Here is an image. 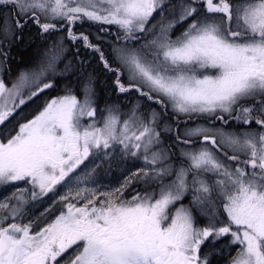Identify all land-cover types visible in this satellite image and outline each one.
<instances>
[{"label":"snow or ice","instance_id":"obj_1","mask_svg":"<svg viewBox=\"0 0 264 264\" xmlns=\"http://www.w3.org/2000/svg\"><path fill=\"white\" fill-rule=\"evenodd\" d=\"M166 6V0H0V73L29 25L41 36L67 32L11 81L0 74V188L17 185L0 199V264H212L214 254L222 255L216 242L227 236L228 264H264V0H180L171 6L179 7V18L161 21L157 33L158 25L148 24ZM86 21L116 26L109 53L75 31ZM180 23L187 27L173 40L169 33ZM99 33L111 35L103 27ZM147 33L153 38L140 43ZM67 41L98 53L119 93L134 90L160 110L141 111L140 103L124 113L119 105L98 109L89 76L79 91L65 84L18 129L6 127L72 70L71 62L59 67ZM253 120L260 130L227 129ZM164 134L174 143L165 147ZM129 158L144 166L103 199L80 186L101 165ZM86 161L96 167L80 176ZM73 178L75 189L57 199L58 186ZM49 194L40 217L17 222L30 200Z\"/></svg>","mask_w":264,"mask_h":264},{"label":"trees","instance_id":"obj_2","mask_svg":"<svg viewBox=\"0 0 264 264\" xmlns=\"http://www.w3.org/2000/svg\"><path fill=\"white\" fill-rule=\"evenodd\" d=\"M166 2L169 4V6L164 13L166 14L164 17L172 15L175 12L173 11V8L171 6L179 5L180 0H166ZM178 8L179 7H176L177 10ZM156 17L159 21H156L155 18L153 21H151L149 28H151L154 24L158 25V28L159 23L163 19L165 20L163 24L173 19L171 17H159L158 15H156ZM102 27L108 28L111 32V35H109L108 33H99V29ZM159 30L160 28L157 29V31ZM75 31H84L90 36V39L93 43H100L101 47L104 49L106 54L110 51L109 44L117 42L115 35L117 32V28L113 25L93 24L91 22L86 21L83 25L77 23L75 25ZM98 33L102 37H104L103 42L97 41L96 36ZM141 35L145 36L146 34ZM61 36H67L66 29H58L57 31L51 34L41 36L39 35L37 28L33 25H29L28 28H25L23 41L16 43L12 47L9 62L7 65L4 66L3 72L1 73L6 83L14 79L19 70L31 65L33 60L35 59L36 53L39 50H42L47 44L58 40ZM146 38H148V40H151L153 38L152 34L147 35ZM66 47L68 48L66 58L63 63L60 64L59 67L60 69H63L65 64L71 62L73 68L69 72V74L65 78L60 79L56 90H47L44 94L34 99L31 103L22 107V109L19 110L16 114H14L10 121L6 123V127L11 128L13 125L17 127L19 122L22 121V117H24L25 119L28 117L31 118L33 115L36 114L37 109L43 106L46 99H50L52 96L61 94L59 90L63 88L65 84H69L77 91H79V84L86 80L89 76H91L94 80L98 109H103L106 104L119 105L121 112H128L131 105L140 103L142 105L141 111H148L149 105L151 107L156 108L158 111L160 110L159 105L148 102L146 98H140L139 94L136 93L134 90L128 93H119L118 89L114 84V75L104 69L103 64L99 61V54L93 53L90 49L84 48L82 41L76 45H74L71 41H67ZM81 61H83V63H81ZM126 77L127 76L122 77V81L125 83H127ZM169 112H171V108H169ZM99 117L100 112L98 111L97 118ZM162 140L164 146L167 147L168 145L174 143V135L169 136L168 134H164L162 136ZM177 148L179 147L173 148V151H176ZM178 155L180 156V154L178 153L175 157H173V163L176 161L177 165H179L181 159L180 157H178ZM185 201L187 202L189 200L186 199Z\"/></svg>","mask_w":264,"mask_h":264},{"label":"rangeland","instance_id":"obj_3","mask_svg":"<svg viewBox=\"0 0 264 264\" xmlns=\"http://www.w3.org/2000/svg\"><path fill=\"white\" fill-rule=\"evenodd\" d=\"M167 5L169 6L168 3H167ZM168 6L165 7L164 13L168 9ZM156 15L161 17V14L159 12L155 13L153 15L154 18H152L148 24V28H149V25L151 24V21H153L155 18H156V21H159V20H157ZM165 15L166 14H164L162 17H164ZM167 17H171V18L175 17L176 19H178L179 18V8H178V10L176 9L172 15L166 16L164 18H167ZM158 19H161V18H158ZM162 21L164 23L165 20L163 19ZM166 21H169V20H166ZM167 24H168V22L165 23L164 25H167ZM113 26H115V25H113ZM186 27H187V23L177 24L176 27L174 29H172V31L169 33L170 38L173 40L176 39V37H178L183 32L184 28H186ZM157 29H155V30L158 33L159 31H157ZM149 34H151V33H147L145 36L140 34L141 35L140 43H143L146 40H148V38H146V36ZM126 79H127V77H126ZM120 112H121V110H120ZM121 113H124V111ZM22 118H23V119H21L22 121L19 123L26 122L27 119H31L32 117L31 118L28 117L26 119L24 117H22ZM85 119H87V118H85ZM189 123L191 124V122H189ZM18 125L16 127L17 129H18ZM175 152H176V154H178V153L180 154V149L177 148V150ZM178 157H180V156L178 155ZM96 163L99 164V161H97ZM174 163H175V165H177L176 161ZM86 164H87V169H85L84 166H81V170L77 173L78 175L83 176L85 171H87L88 169L96 167L94 164L89 163L87 161H86ZM138 166L139 167L144 166L142 159L133 160L132 158H129L126 162H120V163L113 161L111 166H109L108 164H103L100 167L96 168L95 173L91 177L87 178L86 184H81L80 186L81 187H87L88 189H95L96 190V199H97V201H99V200L103 199V197L100 195L101 193L108 192V191H111V190L119 187L123 183L125 176L129 175L130 171L135 170V168H138ZM123 167L126 169H124ZM16 186L17 185H9V186L0 188V199H3L5 196H8L13 191H15ZM19 186L23 187L24 185L21 183V184H19ZM68 187H72L73 189H75V178H73V180L71 182H69L68 185H65L64 187L58 186L59 192H58L56 198L58 199L59 195H64L67 192ZM143 187L144 186L141 184V191L143 190ZM137 190H139V189L137 188L135 191H137ZM135 191H132L129 194H127L125 196V198L130 199L131 195L135 194ZM51 196H52V194H49L48 197H42L37 201H31L30 200L29 204L25 206L26 207L25 218L22 221H17V222L27 223L28 217H32V218L40 217L41 212H43L44 209L50 205ZM186 199H188L190 201L191 200V194H189ZM189 201H187V202L184 201V203L187 204ZM73 202H75V201H73ZM82 203H83V201H81V204ZM57 207L61 208V207H63V205L59 204V205H57ZM64 210L66 211V209H64ZM220 211L221 212L223 211L222 207H221ZM58 214H59V212L57 211L55 213V215H58ZM51 219H54V215L51 217ZM9 222H11V221H9ZM49 222H50V220H49ZM205 222H206L205 218L201 217L200 218V226L202 227L203 226L202 223H205ZM41 226H43V224H41ZM36 230H39V229L37 228ZM230 240H231L230 236L222 237L219 241L216 242V245H215V246H217L216 249H219L222 252V254L224 252L229 253L228 245H229ZM209 247L210 246H208V248ZM236 247H238V246H234L232 249L233 255L235 254ZM72 251H73L72 249H69V253H71ZM65 255H67V253ZM228 258H229V256H227V261L224 264H228Z\"/></svg>","mask_w":264,"mask_h":264},{"label":"flooded vegetation","instance_id":"obj_4","mask_svg":"<svg viewBox=\"0 0 264 264\" xmlns=\"http://www.w3.org/2000/svg\"><path fill=\"white\" fill-rule=\"evenodd\" d=\"M201 123H203V121ZM217 126H220V125L218 124ZM227 129L229 131L235 130L237 132H241V131H244V130H253V129L260 130V126L256 125L254 120H253V122L250 125H243V124L237 125V123L235 121H232L227 126ZM138 168H139V166H138ZM124 169H126V168H124ZM133 171H135V170H133ZM137 188L139 190H141V185H139L138 187L129 188L128 192L125 193V196L127 194H129L130 192L135 191ZM202 225H204V223H202ZM208 246H210V245H205V246L202 247V253H206L208 251ZM215 247H217V246H215ZM227 256H229V253H227V252H224L222 255L214 254L213 257L211 258L212 259V264H224L227 261Z\"/></svg>","mask_w":264,"mask_h":264}]
</instances>
